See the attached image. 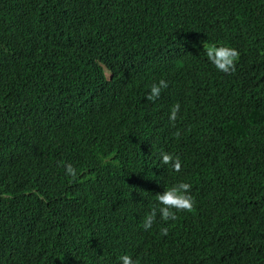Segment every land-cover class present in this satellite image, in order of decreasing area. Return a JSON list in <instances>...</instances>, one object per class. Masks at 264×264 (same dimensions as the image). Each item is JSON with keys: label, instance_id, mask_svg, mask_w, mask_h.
I'll list each match as a JSON object with an SVG mask.
<instances>
[{"label": "trees", "instance_id": "trees-1", "mask_svg": "<svg viewBox=\"0 0 264 264\" xmlns=\"http://www.w3.org/2000/svg\"><path fill=\"white\" fill-rule=\"evenodd\" d=\"M263 84L264 0H0V264H264ZM178 182L195 211L145 231Z\"/></svg>", "mask_w": 264, "mask_h": 264}, {"label": "clouds", "instance_id": "clouds-1", "mask_svg": "<svg viewBox=\"0 0 264 264\" xmlns=\"http://www.w3.org/2000/svg\"><path fill=\"white\" fill-rule=\"evenodd\" d=\"M203 51L206 59L211 64V66L222 75H232L237 72L240 66L241 53L237 47L228 43H212L204 44ZM168 82L164 79H160L158 83H153L150 86V92L146 99L148 101H155L161 96L162 90L168 88ZM264 91V84L258 88L257 94L254 98V102H259L262 92ZM180 105L177 103L173 105L170 109L169 119L171 122H175L178 118ZM198 120L204 123V116L196 115ZM178 137L179 132L175 133ZM229 145L226 147L225 151L228 154ZM229 156V155H228ZM245 163L246 174L251 175L254 173H259L260 168L264 163V154H260L255 151L247 156L240 155ZM161 162L164 165L170 166L175 172H180L182 164L180 157L174 156L173 154L165 151L160 152ZM66 175L70 176L73 180L77 177V171L71 164L65 166ZM191 184L187 182H178L170 187L165 188L162 194L156 195V200L159 203V207H153L152 210L144 217L143 225L145 231L150 229L156 221L157 214L159 213L160 219L167 223L169 221H176L178 219V212H188L191 213L195 211V200L191 193ZM169 228L163 227L160 229V234L162 236H167ZM121 264H139L138 260H133V258L128 255H122L120 258Z\"/></svg>", "mask_w": 264, "mask_h": 264}]
</instances>
